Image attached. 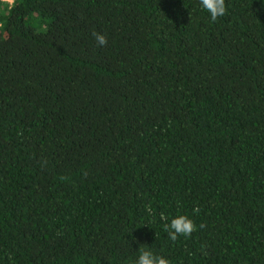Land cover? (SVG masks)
<instances>
[{
    "label": "trees",
    "instance_id": "16d2710c",
    "mask_svg": "<svg viewBox=\"0 0 264 264\" xmlns=\"http://www.w3.org/2000/svg\"><path fill=\"white\" fill-rule=\"evenodd\" d=\"M226 4L0 0V264H264V0Z\"/></svg>",
    "mask_w": 264,
    "mask_h": 264
},
{
    "label": "clouds",
    "instance_id": "9594fccd",
    "mask_svg": "<svg viewBox=\"0 0 264 264\" xmlns=\"http://www.w3.org/2000/svg\"><path fill=\"white\" fill-rule=\"evenodd\" d=\"M200 6L203 10L207 11L210 16V21L212 23L217 22L219 19L223 18L228 14V5L226 0H199ZM97 45L100 47H105L108 44V37L106 34L94 31L92 33ZM146 211L150 214L152 213L151 205H148ZM200 209L197 207L193 209L195 214H198ZM161 220L164 223V229L168 234V238L175 242L181 236L190 237L198 229H203L206 227L205 224L201 223L199 226L194 222V220L188 215H178L171 219L170 223L163 214H161ZM135 264H171V262L164 256L156 255L151 250H140L138 258Z\"/></svg>",
    "mask_w": 264,
    "mask_h": 264
},
{
    "label": "rangeland",
    "instance_id": "374dc122",
    "mask_svg": "<svg viewBox=\"0 0 264 264\" xmlns=\"http://www.w3.org/2000/svg\"><path fill=\"white\" fill-rule=\"evenodd\" d=\"M3 1H7V2H9L10 4L13 3V0H3Z\"/></svg>",
    "mask_w": 264,
    "mask_h": 264
}]
</instances>
